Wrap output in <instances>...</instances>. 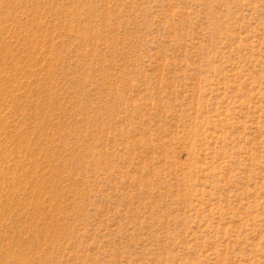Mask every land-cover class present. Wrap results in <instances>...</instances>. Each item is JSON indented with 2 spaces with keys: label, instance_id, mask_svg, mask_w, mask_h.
<instances>
[{
  "label": "rangeland",
  "instance_id": "obj_1",
  "mask_svg": "<svg viewBox=\"0 0 264 264\" xmlns=\"http://www.w3.org/2000/svg\"><path fill=\"white\" fill-rule=\"evenodd\" d=\"M0 264H264V0H0Z\"/></svg>",
  "mask_w": 264,
  "mask_h": 264
}]
</instances>
